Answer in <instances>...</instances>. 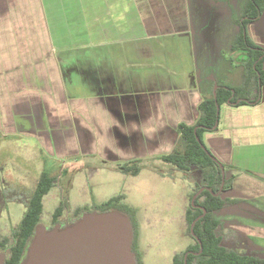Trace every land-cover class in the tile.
Segmentation results:
<instances>
[{"label": "rangeland", "instance_id": "1", "mask_svg": "<svg viewBox=\"0 0 264 264\" xmlns=\"http://www.w3.org/2000/svg\"><path fill=\"white\" fill-rule=\"evenodd\" d=\"M216 1L218 4H212L210 0L9 1L7 7L11 13L9 20L3 26L4 32L0 33L3 39L0 40V110H8L12 102L18 99L11 93L20 86L18 77L9 83L6 78L10 74H4L6 71L17 72L15 66H17L18 54L21 57L25 55L26 58L40 56L42 71L49 73L53 70L49 69V60L46 61L44 57L45 48L50 49L51 46L50 53L52 52L54 59H58V61L53 59L52 62L54 66L55 62H58V73L60 66L63 68L62 72H66L67 87L70 83H77L78 87L75 89L79 88L81 91H87L90 88L82 82L83 76L80 77L74 71L82 67L83 61L103 62L102 57L107 54L113 60L122 63L108 64L111 70L105 71L107 74L119 75L120 69L125 67L124 60L130 72L138 75L136 77L142 79L141 75H143L142 83L146 87L139 84L135 88L133 85L135 92L170 90L169 79L177 83V87H185L188 85L185 73L189 71L196 73L200 81L198 88L205 97H209L210 92L214 91L215 81L231 86L241 85L245 77L243 64L247 57L243 51L231 52V45L238 34L235 20L240 18L246 0ZM205 2L208 4L205 5ZM15 3L19 6L14 5L15 7L12 8L11 5ZM44 4L47 6V12ZM39 8V13L31 12ZM100 8H102L101 13H99ZM133 13L138 23H141L143 18L144 24L154 34L179 33L151 38L145 42H130L129 40H135V38L131 39L132 36L135 37V34L127 32V25L132 22L129 18ZM31 25L46 29L45 37L47 34L50 36L51 32L52 41L50 38L43 37L39 38V43L36 42L34 34L36 38L39 34L30 32ZM257 27L261 28V24ZM250 30L248 27V36L251 38ZM120 34H123L121 38H119ZM138 34L141 36L144 33L138 31ZM116 40H119V43L101 46L103 42L111 41L112 44ZM10 46L17 50L13 51ZM18 46H20L19 49ZM36 46H39L40 52L34 49ZM10 54H13L12 57L15 59H12ZM144 62L146 64H143ZM88 67H91V64ZM52 68H54L53 65ZM84 70L87 71L85 68ZM190 78L193 85L192 73ZM156 83L158 88L155 87ZM9 84L12 85V91L8 88ZM54 95L57 97L54 101L55 105L58 104L60 96ZM108 97L92 99V102L86 103L89 111L102 112L103 124L107 128L94 130L91 137L95 138V142L92 147L89 145L85 147L84 152L80 154L73 153L74 148L71 143L74 141L61 150L59 146L47 147L40 140L24 133L5 136L4 134L8 132L1 127L3 119H0V176L2 179H0V228L4 232H9L20 222L26 210L25 202L22 200L31 195L44 166L47 172L53 175L62 173V175L58 176L61 179H59L60 187L52 189L45 197L43 220L46 221L47 216L60 203L62 191L72 200L70 203L72 208L91 205L93 202L102 203L124 192L126 193L125 202L136 210L137 249L140 254L142 252L144 264H172L174 256L184 251L188 244L187 239L183 237L184 213L185 206L189 203V194L193 189L194 176L178 172L172 169L171 165L160 160L158 155L168 152L173 145L169 142L171 138L164 135V140L167 139L165 141L170 144L166 142L154 149L155 141L151 139V134L155 129H153L154 126L150 127L152 124L150 120L149 123L145 122L136 126L133 133L128 132L130 138L125 137L124 140H119L115 129L118 130L124 122L118 116L120 112L116 110L119 106L113 100L109 101ZM170 97L166 95L163 98L164 102L167 103ZM134 98L136 97L128 100H135ZM194 101L189 105L193 106L194 110L190 108L185 116L184 121L188 124H192L197 117L195 105L199 100ZM100 103L106 109L100 106ZM76 106L74 104L73 109ZM225 107L226 104L220 107L222 121ZM81 111L83 109L80 108V114L77 113L80 119L83 113ZM2 115L5 116L3 113ZM85 117L90 118V115ZM183 117L184 114L181 111H173L168 114L169 121L166 124L174 129ZM80 119L77 120L80 122ZM162 126L168 127L165 124ZM205 145L211 150L206 141ZM109 154L138 156L140 159L135 164L141 167L140 173L135 176L122 173L118 169L117 162L105 160L106 156H110ZM71 156L77 157L71 158ZM218 159L223 160L219 157ZM257 159L255 157L248 165H243V162L241 165L249 166L252 170H260L264 167V163ZM261 198L263 202H256L260 203V210L256 209L260 212L258 224L264 222V196ZM238 215L242 217V213L218 214L216 217L236 221V218H239ZM254 234H256L255 231ZM252 242L260 247L264 255V239L255 238Z\"/></svg>", "mask_w": 264, "mask_h": 264}, {"label": "trees", "instance_id": "2", "mask_svg": "<svg viewBox=\"0 0 264 264\" xmlns=\"http://www.w3.org/2000/svg\"><path fill=\"white\" fill-rule=\"evenodd\" d=\"M263 14L264 0H246L240 18L235 20L238 34L232 42L231 52L243 51L247 57L243 64L245 70L243 83L239 86H231L215 81L214 84L217 85L215 94L211 91L209 97L202 95L197 105L195 121L192 124L180 122L176 129L178 135L171 150L158 155L160 160L171 165L172 169L184 174H192L195 178V186L189 194L190 205L185 217L187 235L194 237V244L189 249L198 255H189L187 264H264V257L242 254L226 245L227 234L223 230L224 224L214 219L213 213L239 206L243 201L225 197V193L233 186L235 176L228 175L230 168L205 145V135L218 130L221 105L242 107L261 103L264 86V47L254 43L248 36V26L259 21ZM43 97L45 98V95ZM57 117L64 118L62 115ZM219 163L225 169L224 183ZM122 170L124 173L138 175L141 167L127 165ZM59 174L51 176L44 170L28 198L20 222L12 227L9 233H4L0 229V251L6 254V264L21 263L26 247L35 234V228L42 221L44 199L52 188L58 185ZM202 188L207 189L201 192L192 205L194 195ZM125 199L126 195L123 193L99 204L78 207L74 210L73 219L68 220V223L77 221L83 213H106L117 210L126 214L131 218L133 225L132 252L136 255L137 264H144L143 256L137 249V230L134 220L136 210L125 203ZM67 205L60 203L54 210L51 229L69 212L70 207ZM195 206H201L202 209H197ZM204 210L205 215H203ZM198 217L199 220L193 226L192 234L191 225ZM243 236L246 238L244 234ZM186 253L187 251L176 254L173 264H184Z\"/></svg>", "mask_w": 264, "mask_h": 264}, {"label": "crops", "instance_id": "3", "mask_svg": "<svg viewBox=\"0 0 264 264\" xmlns=\"http://www.w3.org/2000/svg\"><path fill=\"white\" fill-rule=\"evenodd\" d=\"M9 1H15V0H4L3 7H0V33L4 32L3 26L5 22L9 20L8 17L11 13L10 10L8 9L9 7H7V3ZM26 1L27 0H23V2ZM42 1L45 2L46 0H42ZM14 5L16 7L19 6V4L15 3L11 5L12 8L15 7ZM44 8L45 11L47 12V6L45 4H44ZM39 11L40 8L38 10L34 9L31 12L39 13ZM101 12H102V8L99 9V13ZM136 18H137L136 15L133 13L132 17L130 16L129 18L132 20V22L130 21L131 22L130 25L129 24L127 25V30H128L127 32L131 34H135V37L130 35L132 36L131 39L135 38V40H129L130 42H145L151 40V38L163 36L161 34L152 33L150 29L144 24L143 18L141 19L142 20L141 23H138ZM46 21L48 24L49 20L47 14H46ZM260 24H261V28L257 27ZM263 24H264V17L262 18L261 21L249 25V29H251L250 33L253 41L256 42V44H259L264 47ZM49 26L50 25H48V27ZM29 30L31 33L36 32L39 34L37 38L35 37L34 34V39L38 43H39V38L42 39L44 37L45 39L46 38L51 39V32L49 33L50 36L48 34L46 35V37L44 36V34L47 33L46 29H41V27L39 29L38 26L31 25ZM49 31H51L50 27H49ZM87 31L89 32L88 29ZM138 31H142V33L144 34L140 36L138 34ZM116 33L119 34L118 31H116ZM122 35L123 34H120L119 38H121ZM1 37L2 35H0V40H3ZM118 41L119 40H116L112 44L111 41L103 42V44L101 43V46L102 47L112 46L114 45V43L117 44ZM10 47H11L10 49H13V51L17 50L12 46ZM19 48L20 46H18V49ZM34 49H36L38 52L41 51L39 46L38 47L36 46ZM50 49L49 47H47V49L45 48L46 55L44 58L46 61L49 60V64H48L49 69L53 70V72L46 73L42 71L43 69L41 63L42 59L40 56L38 57L28 56L26 58L25 55L21 57L18 54L17 56L18 62H17V66H15L17 67L16 68L17 72L14 71L13 73H10V71H6L4 74L6 73L10 74L6 78V80L10 83L12 80L15 79V77L16 78L18 77L20 86L16 88L21 89L20 94L27 95V94H31L34 91H41L42 96L47 94L45 95V99L51 106L55 108L56 115H62L64 116V118H68V119H80L77 113H79L80 108L83 109V111H81L83 113H81V119L79 123L84 128L89 129L91 133H93V131L96 129L99 131V128H103V127L107 128V126L103 124L104 117H102L103 115L102 112H100V110L89 111L86 108V103L92 102L93 101L92 99H97V98L99 99L108 96L107 95L108 91H104L102 84L100 83L102 82V80H104L108 76L114 78L113 80H121V77H123L126 80V85L132 88L130 89L132 94H139L142 92V91L139 93L138 91L135 92L136 89H133V85L135 86V88H137V84L139 83L140 85H142V87L143 86L146 87V85L142 83L144 81L143 75H141L142 79L140 77H136L138 75H135L133 72H130L131 70L127 68V64L124 63V60H123V65L125 67L120 69L119 75H116L114 73L107 74L105 71L111 70V67H109L108 64L109 65L122 64L119 61L113 60V58L108 56V54L107 56L102 57V60L104 58V61L101 63H93L89 60L83 61V63H85L87 66L91 64L93 76L87 74H81L73 70L74 72L78 73L80 77L83 76L81 80L82 82L87 84L90 90L81 91L79 90V88L75 89V87H78L77 83H70L69 87H67L68 86L67 74L66 72L64 73L62 72L63 68H61V66H60V72L58 73L57 71L58 59H54V57L52 56V52L50 53V51H52V46L50 47ZM53 51H55L54 46H53ZM12 55L13 54H10L11 57ZM12 59L15 58L12 57ZM53 59L57 60L55 62V66L54 63L52 62ZM145 62L143 64H146ZM52 65L54 68H52ZM191 73L194 74V72L191 71L185 73L187 75L186 76V82L188 83L187 86L185 87L176 86L177 88H173L170 90L179 91L177 94L183 93L185 95H188V97L191 98L190 100H192V98L194 100L198 99L199 100L198 103H199L202 98V93L199 90L198 86L194 85L193 83H192L193 85H191V78H190ZM114 82L118 83L117 81ZM176 84L177 83H175V85ZM8 88L10 90L13 89L11 84H9ZM15 91H17V89H15ZM48 94H52V95H48ZM54 94L60 96V100L58 101V104L55 105H54V101L57 100V97ZM194 100L193 102H195ZM74 104H76L77 106L76 108L73 109ZM101 105L103 106L102 103H100V106ZM163 105L164 104L161 103L158 108V112L161 114H159L158 118L155 121V125L157 126V128L159 127L162 128L163 127L162 124L167 122L166 121L167 117L160 118L162 113L163 112H167V114L172 113L171 110H169V108L165 109ZM183 105H185V103ZM225 108L226 110L223 116V121L220 120L218 130L213 133H207L205 135V141L208 147L211 148L212 152H214L213 154L215 156H218L219 158H222L223 160L221 161L230 168L228 171V175L235 176L233 180V186L229 191L225 193V197L242 200L243 202L240 204V207L238 208L240 210H238V212L242 213V218L251 220V223H253L252 225L259 226V229L255 228V233L257 235L259 236L260 234L264 235V222L258 224L259 216H260L259 215L260 212H258L260 210L259 208L260 203L259 204L256 203L257 201L263 202V199L261 197L264 196V167L256 171L250 169L249 166H243V165H248L253 159H255V157L258 158L257 160L264 163V86L262 88V100L260 104L256 106H242V107H233L229 104H226ZM86 115H90V118L85 117ZM152 121H154V118ZM154 127L153 129H155ZM241 163L243 165H241ZM234 213L237 212L233 211V213H229V214H234Z\"/></svg>", "mask_w": 264, "mask_h": 264}, {"label": "flooded vegetation", "instance_id": "4", "mask_svg": "<svg viewBox=\"0 0 264 264\" xmlns=\"http://www.w3.org/2000/svg\"><path fill=\"white\" fill-rule=\"evenodd\" d=\"M3 1L4 0H0V7H3ZM210 2L212 4H218V1L216 0H210ZM204 4L207 5L208 3L205 2ZM177 33L179 32L164 33L161 35H163L162 37H164L166 35H176ZM88 66L85 63H82V67L77 68L76 71L78 73L87 74L91 76L92 69L91 67H88ZM84 68L87 69V71L84 70ZM195 74H196L195 72L194 74H192L193 75L192 82L194 85L198 86L200 81ZM113 79L114 78H111L110 76H108L107 78L102 80V82L100 83L102 84L103 90L108 91L107 95L109 97L107 99L109 101L113 100V102L117 106H119V108H117L116 110L120 112L118 116L124 122V124H121L118 130L117 128L115 129L118 135V139L124 140L125 137L130 138L131 136L130 134H128V132L133 133L134 128L136 126H139V124H142L145 122L149 123V120H150L152 124H154V125L151 124L150 127L155 126V131L151 134V139L155 141L154 149L159 148V146L168 142V141H165L167 139L164 140V137H163L164 135H168L169 138H171L169 142H171V144L173 145L178 135L176 131L177 125L180 122L184 121L185 116H187L188 112L190 111V108L194 110V108H192L193 106L192 107L189 106L193 102L192 100H190L191 98L188 97V95H185L183 93L177 94L179 91H173V90H164L162 92H157V93L142 91L141 93L138 92L139 94H132L130 90L132 88L126 85V80L123 77H121V80H113ZM114 81H117L118 83H115ZM19 85H20V82H19ZM137 85H139V83ZM168 85H170L168 86L169 89L177 88L175 83H173L171 79H169ZM155 87L158 88L157 83ZM15 89H17V91H15ZM15 89H14V92H11V93L14 94V97H18V99L12 102L8 110H5V111L0 110V119H3L1 120V123H2L1 127H3L4 130L8 132L7 134H4L5 136L11 135V134L24 133L31 138L40 140L43 143V145H46L47 147L51 146L54 148L56 146H59L61 147V150L62 148L67 147L68 144H70L72 141H74V143H71V145L74 148L73 153L77 152L78 154L83 153L85 147H87L88 145L92 147L93 143L95 142V138L91 137L92 133L90 132V130L81 126L77 119L57 117V115L55 114V108L48 104L46 99L42 96L41 91H34L31 94L24 95V94H20L21 92L20 88H15ZM166 95L171 96L170 100L167 103H165L163 100V98ZM133 97H136L134 98L135 100H128L129 98H133ZM161 97H162V100H161ZM161 103L164 104L163 107L165 109L169 108V110H171L172 113L173 111L174 112L181 111L184 114L185 112H187V110L189 111L185 113L183 119L178 122V124L174 127V129H171L170 126L166 124L169 121L168 119L166 120L167 122L164 123L168 127L157 128V126L155 125V121L158 118L159 114H161L158 112V108ZM184 103L185 105H183ZM197 105L198 104L196 103L195 105L196 111H197ZM116 110H114V112H116ZM2 113L5 114V116H3ZM168 114L167 112H163L160 118L162 117L168 118ZM153 118H154V121H152ZM146 127L148 128V126ZM139 148L140 146L138 147V150ZM144 154H147V153H144ZM109 155L110 156H106L105 160H109L111 162H117V164L119 165L118 169L122 173H124L122 170L123 167H126L127 165L136 166L138 159H140L138 156H133L132 154L130 155L125 154L126 156H117V155H111V154ZM74 157H77V156H71V158H74ZM44 170L45 169L43 166V171ZM49 173L51 176L57 175V173L54 175L51 172ZM59 175H62V173ZM0 179H1V176H0ZM194 183H195V178L192 183L193 188L195 186ZM57 187H60V181L58 185L55 186L54 188H57ZM204 189H207V188H202L198 192H200L201 190L204 191ZM2 193H6V192H2ZM49 193L47 195H49ZM123 193L124 192H121L120 194H123ZM124 194L126 195V193ZM61 197L62 199L60 203L68 204L67 206H69L70 209L66 215L61 217L60 223H57L55 226L62 225L64 227V226L69 225L68 220L73 219L74 210L78 207L72 208L70 206V203L72 202V200L64 193V191L61 192ZM28 198L29 197L27 198L24 197L22 200L25 202V208H26V203L28 201ZM194 201L192 200V205ZM92 204H99V203L93 202ZM189 205H190V201L188 203V206H185V213H184L183 237L187 239L188 241V244L186 245L185 250L182 251V252L187 251V253L185 254L184 264H185V261L187 264V258L189 255H198V253L194 252L192 249H189V247L194 244V237L187 235V222H186L185 216H186V210L189 207ZM84 206H90V205H84ZM84 206H79V207H84ZM195 207H197V209H202L201 206H195ZM239 207L240 205L236 207H231L230 209H227L224 211H214L213 213L214 219H216L217 221H221L224 224L223 230H224V233L227 234L226 245L228 247L233 248V250H236L237 252L242 253V254L257 255V256L264 257L263 253H261L260 247L252 242V239H255V238L264 239L263 234H260V236L254 234L255 228L259 229V226L252 225L253 223H251V220L242 218L240 217V215H238L239 218H236V221H233V219H229V218L221 219V218L216 217V215L218 214H228V213H233V211L237 212L238 214L239 213L238 210H240L238 209ZM53 212L50 213L49 216H47L46 221L43 220L44 219V214H43L42 221L39 224L45 225L47 229H51L52 224H53V220H52ZM205 214H206V211L204 210L203 215ZM134 220L135 221L137 220L136 212H135ZM197 220H199V217L194 222L196 223ZM130 221H132L131 218H130ZM16 225H14L13 227H15ZM1 230L4 232L3 229ZM9 232H4V233H9ZM191 233L193 234V228L191 229ZM243 234L246 236V238L243 236ZM142 260H144V257H142Z\"/></svg>", "mask_w": 264, "mask_h": 264}, {"label": "water", "instance_id": "5", "mask_svg": "<svg viewBox=\"0 0 264 264\" xmlns=\"http://www.w3.org/2000/svg\"><path fill=\"white\" fill-rule=\"evenodd\" d=\"M263 17L264 14L259 21ZM216 89L217 85L214 94ZM219 164L224 183L225 169ZM222 189L223 186L220 192ZM133 239L132 223L126 214L117 210L83 213L77 221L64 227L47 229L39 224L20 264H137L132 252ZM0 264H6V254L1 251Z\"/></svg>", "mask_w": 264, "mask_h": 264}]
</instances>
